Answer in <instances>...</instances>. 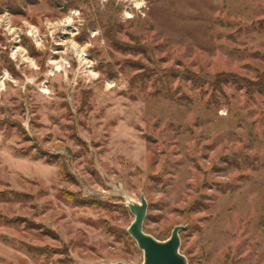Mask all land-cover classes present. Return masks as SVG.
I'll use <instances>...</instances> for the list:
<instances>
[{"label": "rangeland", "instance_id": "374dc122", "mask_svg": "<svg viewBox=\"0 0 264 264\" xmlns=\"http://www.w3.org/2000/svg\"><path fill=\"white\" fill-rule=\"evenodd\" d=\"M140 195L188 264H264V0H0V264H141Z\"/></svg>", "mask_w": 264, "mask_h": 264}, {"label": "water", "instance_id": "95a60500", "mask_svg": "<svg viewBox=\"0 0 264 264\" xmlns=\"http://www.w3.org/2000/svg\"><path fill=\"white\" fill-rule=\"evenodd\" d=\"M126 206L133 215V220L127 228L128 235L134 240L139 250L142 251L141 264H188L184 255L179 252L180 225L174 226L169 237L158 240L143 231V222L146 215V200L140 195L139 202L127 199ZM116 264H124L118 262Z\"/></svg>", "mask_w": 264, "mask_h": 264}, {"label": "trees", "instance_id": "16d2710c", "mask_svg": "<svg viewBox=\"0 0 264 264\" xmlns=\"http://www.w3.org/2000/svg\"><path fill=\"white\" fill-rule=\"evenodd\" d=\"M36 154L46 156L45 154H43V152H38V153H36ZM59 170H60V175H61V177H63L64 180H65V179L67 178V175H66V172L64 171L63 166L59 165ZM65 197H66V196H65ZM74 197H75L74 195H72V196H68V198H69L70 200H72L73 202H75V203H80L81 205H84V204H82L81 202H78V200H75Z\"/></svg>", "mask_w": 264, "mask_h": 264}]
</instances>
